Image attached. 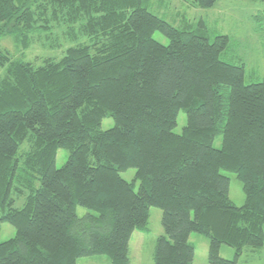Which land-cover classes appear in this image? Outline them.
<instances>
[{"label":"trees","instance_id":"1","mask_svg":"<svg viewBox=\"0 0 264 264\" xmlns=\"http://www.w3.org/2000/svg\"><path fill=\"white\" fill-rule=\"evenodd\" d=\"M156 1L0 0V37L18 50L68 44L38 63L0 49V223L15 229L0 242V264L94 254L129 264L131 234L147 229L151 206L163 228L153 264H192V232L207 237L209 264H239L245 249L264 246V82L245 83L228 34L210 38L203 19H185L190 7L174 25L149 10L166 13L171 0ZM182 1L207 9L218 0ZM255 29L262 45L264 28ZM104 117L113 126L102 129ZM58 148L68 150L61 167ZM130 167L136 190L120 175ZM222 169L240 181L241 205ZM79 205L89 211L78 216Z\"/></svg>","mask_w":264,"mask_h":264},{"label":"rangeland","instance_id":"2","mask_svg":"<svg viewBox=\"0 0 264 264\" xmlns=\"http://www.w3.org/2000/svg\"><path fill=\"white\" fill-rule=\"evenodd\" d=\"M156 0H153V2ZM181 0H171V5L168 2V12L163 13L158 11V8L153 3V8L149 10L159 16L165 18L174 25L180 24L181 16L178 18L177 9L180 7H190L185 11V19L187 18L193 22L203 19L206 23L207 33L210 38L215 34H228L232 40V54L233 57L238 58L244 63L245 67V83L251 82H264V40L261 45L260 31L256 32L255 27L264 28V3L253 0H218L212 8L201 9L191 8L189 2ZM152 7V6H151ZM175 8V9H174ZM183 11V10H182ZM184 12V11H183ZM259 14L260 19L255 20L254 15ZM153 38L157 41L167 44L168 39L159 31H154ZM65 44L61 47H65ZM63 48L51 49L42 46L39 42H34L32 46L22 51L18 50L11 36L4 35L0 37V49H7L15 56H22L33 62H40L46 55L60 56L62 55ZM56 50V51H55ZM227 59L226 57H222ZM231 57L229 56V60ZM238 62V61H237ZM2 69H0V75ZM186 123V116L183 110H180L177 115L176 125L173 127V132L180 133L182 127ZM114 121L111 117H104L101 121V128L107 129L113 126ZM214 147H220L221 135H217L213 141ZM26 148V144H22L20 150ZM68 157V150L65 148H58L55 157V166L61 167ZM222 173L229 177V196L236 205H241L244 202V194L241 189V183L236 178L234 172L228 170H221ZM120 175L129 182H134V189L138 188V181L135 180V169L130 167L120 173ZM38 183V182H37ZM22 199L17 201L15 206H20ZM89 211L83 206L76 207V214L83 215ZM15 234L14 227L8 222L0 223V242L11 238ZM163 234L161 225V209L156 206L149 208V217L146 230H134L130 239L129 246V264H153V247L156 238ZM189 242L194 246V257L192 264H209L207 260L208 239L203 234L192 232L189 235ZM234 249L233 247L222 244L220 255L224 258H232ZM110 259L106 254H94L79 257L77 264H109Z\"/></svg>","mask_w":264,"mask_h":264},{"label":"crops","instance_id":"3","mask_svg":"<svg viewBox=\"0 0 264 264\" xmlns=\"http://www.w3.org/2000/svg\"><path fill=\"white\" fill-rule=\"evenodd\" d=\"M129 244H130V241H129ZM233 255H234V252H233ZM238 263L239 264H264V246L260 249H245L241 253V255L238 257Z\"/></svg>","mask_w":264,"mask_h":264}]
</instances>
